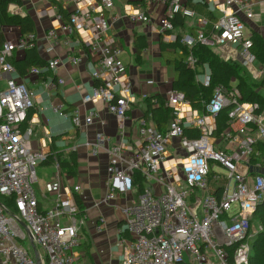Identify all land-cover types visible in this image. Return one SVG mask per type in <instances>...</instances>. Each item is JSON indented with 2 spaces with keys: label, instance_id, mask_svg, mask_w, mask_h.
<instances>
[{
  "label": "built area",
  "instance_id": "1",
  "mask_svg": "<svg viewBox=\"0 0 264 264\" xmlns=\"http://www.w3.org/2000/svg\"><path fill=\"white\" fill-rule=\"evenodd\" d=\"M44 1L47 7L35 9L37 20L51 23L42 41L34 33L21 35L17 26L1 29L0 264H77L79 259L75 249L86 221L85 213L79 215L76 205L81 188L63 185L57 152L49 146L50 131L33 119L35 115L28 117L41 104V95L51 98L65 84L64 79L49 75L64 64L54 54L58 44L71 66L81 63L77 47L95 60L90 72L95 84L82 95L81 102L103 104L117 121L116 142L95 132L82 144L92 156L102 151L107 155L101 202L121 200L117 246L122 249L120 259L111 264H248L251 241L260 230H254L251 221L264 200V175H250L251 167H264V152H255V145L264 142V108L242 102L234 79L229 89L214 87L203 112L193 108L182 92L169 89L164 96V105L171 112L166 129L158 131L155 115L149 112L136 121V138L128 140L125 121L137 102L121 59L122 47L109 31L117 18L123 17L145 25L151 35L166 43L175 42L181 34L180 42L189 49L195 44L211 47L222 61L247 67L264 91V66L252 52L251 33H246V22L254 18L253 1L198 0L207 5L213 21L199 15L185 0L125 1L120 14L114 12L115 0H37ZM52 2L70 10L66 22ZM6 12L8 16L25 15L14 5ZM178 17L195 27L194 35L186 27H174ZM40 42L46 65L30 67L19 76L12 61L38 48ZM147 53L148 47L142 56ZM185 64L197 71V85L209 87L207 65L199 66L191 52ZM26 79L37 84L39 91L30 88ZM145 83L152 86L154 81ZM140 97L145 101L148 95ZM49 109L69 120L76 130L91 126L97 117L94 109L68 112L61 102L50 104ZM224 110L226 125L218 131L217 117ZM221 142L226 143L225 149L219 148ZM168 147L183 155L172 156ZM76 149L71 146L65 151ZM211 162L225 168L228 177L222 180L214 173ZM37 166L52 169L41 187ZM38 188L43 198L53 197L52 209L39 208ZM5 201L12 202L10 209ZM96 229L101 231L102 226ZM28 240L33 257L25 247Z\"/></svg>",
  "mask_w": 264,
  "mask_h": 264
},
{
  "label": "crops",
  "instance_id": "2",
  "mask_svg": "<svg viewBox=\"0 0 264 264\" xmlns=\"http://www.w3.org/2000/svg\"><path fill=\"white\" fill-rule=\"evenodd\" d=\"M125 1L130 0H115L114 12L116 14L121 13V6ZM197 1L198 0H192L191 3L196 4ZM252 1L254 3V18L252 21H247L246 25L249 27L251 35L252 32H257L264 39V0ZM22 2V8H25L26 12L33 14L34 17L36 8L48 6L45 1L38 3L37 0H22ZM67 11L70 12V10ZM110 14L112 13H107V15ZM152 16L156 17V13L153 12ZM35 22L37 25L35 33L40 41H42L45 30L51 26L50 20H37V18H35ZM139 24L140 23H132L126 18L118 17L109 31L121 45L122 50H124V47L128 49V61L124 64L127 67V75L132 84V93L137 102L131 108L130 112L127 113V119L125 121L128 140L136 138V121L147 115H145V101L141 100L140 95L145 93L148 97L154 95L164 97L174 77L173 68L166 66L159 55L158 46L159 39L161 38L156 35H151L145 25ZM136 26H140V28L137 29ZM135 34L144 36L145 40L148 42L149 48V53L141 57L142 63L140 65L135 62L134 56ZM42 48L43 42H40L37 53L43 59H46L47 57L43 53ZM54 50V54L59 56L64 64L56 69L55 74L50 73L49 75L50 77L57 76L64 79L65 84L58 93L51 98L41 95V104L36 106V109L31 112V115H35L33 119L38 120L41 125L48 128L51 134L50 149L59 153L62 160L64 158L67 159L66 154H68V152L65 151L67 148L77 146V174L73 176L62 172V183L64 186H80V193L76 197L82 200L86 216L85 224L80 229L82 230V237L80 234L78 236L77 248L85 247L83 253L76 251L79 255L77 264H111L120 259L121 251L117 247V229L120 225L118 204L121 203V200L118 199L116 202L110 203L101 202L104 198L106 189L105 164L107 155L102 151L96 156H92L82 144L86 138L91 139L95 132H101L108 136L112 143L116 142L118 137L117 121L113 115L107 112L103 104L93 106L88 104L83 105L81 102L82 95L90 92L95 84L90 77V72L95 65V60L91 58L88 53L81 51L77 47L76 50L78 51L77 54L81 57V63L74 67L66 62L65 51L61 44L56 45ZM23 56L24 54H21L17 56L15 60H20ZM132 59L134 62H132ZM168 69H170V71ZM18 75L21 76L19 73ZM147 80H153L154 84L152 86H147L145 83ZM25 82L30 88L33 86V90L39 91L38 85L34 84L32 80L26 79ZM137 96L140 97L139 100ZM60 102L67 106L68 112H71L75 108L79 109L81 113L89 109H94L97 112L94 123L89 127H82L78 130L74 129L69 120L59 117L49 109L50 104H58ZM38 133L40 134V131H38ZM41 136L40 134V137ZM73 180L75 182H73ZM37 191L40 193L41 199L44 200L45 198L42 197L39 188ZM38 202L39 208L41 210H46L43 208L41 201ZM100 225L102 226V230L97 231L96 228ZM83 235L85 236V244L81 243Z\"/></svg>",
  "mask_w": 264,
  "mask_h": 264
},
{
  "label": "trees",
  "instance_id": "3",
  "mask_svg": "<svg viewBox=\"0 0 264 264\" xmlns=\"http://www.w3.org/2000/svg\"><path fill=\"white\" fill-rule=\"evenodd\" d=\"M186 4L199 15L206 17L213 21L214 15L209 11L207 5L201 3H191L192 0H185ZM130 3H136L137 0H130ZM55 4L58 13L63 16L66 22L69 18L70 12L64 10L58 3ZM14 5L22 8V0H0V44L3 42V35L1 28L4 26H17L20 29L21 35L36 34V22L33 14L24 12V16H8L7 7ZM174 27H184L187 31L194 35L195 27H190L185 23V20L176 18L174 21ZM181 34L177 35V39L173 43H164L159 39L158 51L166 66L172 67L174 71V77L170 82L168 89L182 92L185 98L189 101L193 108L203 112L204 104L209 101L212 97L214 87L222 85L229 89L232 87L231 80H235V87L241 94L242 102L257 103L261 108H264V95L260 93V89L257 85L251 83L249 78L241 74V68L238 64L232 62L222 61L215 50L211 47L200 46L195 44L192 48H188L186 45L180 42ZM251 40L253 43L252 52L256 57L258 63L264 66V39L257 32H252ZM148 47V42L144 36L134 35V56L135 62L140 65L142 63L141 57L142 52ZM198 60V65H207L211 72L210 85L207 88H203L197 85L194 81V77L197 71L189 69L186 64V58L190 54ZM17 72L24 76L30 67L42 68L46 65L45 59H43L38 53L37 48H32L25 51L24 56L20 60H13ZM154 102L156 104H154ZM146 112H153L155 115V127L158 131L166 129L167 123L170 119V110L164 105V97L160 95L149 96L145 100ZM30 111L28 117L31 115ZM226 111L219 113L217 117L218 131L224 129L227 120ZM53 151V150H52ZM255 152L262 154L264 152V142H258L255 145ZM67 159H61L59 153L57 158L59 161L61 172L75 176L77 174V154L76 152H69ZM51 159H49V164ZM44 165V164H43ZM139 180L136 181L138 184L139 193L141 187L139 186ZM11 201H5V205L8 209L11 208ZM76 205L79 211V215L84 214V207L82 200L76 197ZM252 225L260 227V230L254 236L250 244V254L248 264H264V200L261 205L256 207L252 221Z\"/></svg>",
  "mask_w": 264,
  "mask_h": 264
},
{
  "label": "rangeland",
  "instance_id": "4",
  "mask_svg": "<svg viewBox=\"0 0 264 264\" xmlns=\"http://www.w3.org/2000/svg\"><path fill=\"white\" fill-rule=\"evenodd\" d=\"M22 9H23L24 12H26L25 8H22ZM136 27H137V29L140 28V26H136ZM246 29H247L246 33L249 32V30H250L249 27H247ZM127 52H128V49H126V47H124L123 55H122V61L124 63H127V61H128V53ZM132 62H134L133 59H132ZM131 64H133V63H131ZM240 66H241V74L245 75L246 77H248L249 81L251 83H253V84H255V85H257L259 87L260 86V81H258L256 78H254V76L252 75V73L249 71V69L247 67L242 66V65H240ZM168 70L170 71V69H168ZM31 88L34 89L33 86ZM260 93L264 95V91L262 89L260 90ZM139 98L140 97L137 96L138 100H139ZM219 148L220 149H225L226 148V143L225 142H221L220 145H219ZM168 150H169V152L171 153L172 156H182L183 155V153L182 154L179 153V150H176V149L173 150V147H168ZM210 165L212 166L213 172L218 174V175H220L222 180H224V178L228 177V171L225 168H223L221 165H219L218 163H215V162L214 163L211 162ZM36 173H37V177H38V180H39L38 186L41 187L43 185L44 181L48 180L51 177V173H52L51 166H37L36 167ZM73 182H75V181L73 180ZM183 186L186 189H188V186L185 183H183ZM38 200L41 201V204H42L44 209L49 210V209H52L53 206H54L53 197H51V196H48L47 199L42 200L40 195H39V193H38ZM254 230H256V227H254ZM79 234L82 237V230H79ZM84 239H85V236L83 235V238L81 239V241H82L81 243L82 244H85L84 242H86ZM25 247L29 251L30 256L33 257V250L31 248L29 240L25 243ZM84 247L85 246H83L82 248H76L75 251L83 253ZM118 249L121 251L122 248L118 247ZM38 250L40 251V253L42 255L44 254V251H43V249L41 247L38 246Z\"/></svg>",
  "mask_w": 264,
  "mask_h": 264
},
{
  "label": "water",
  "instance_id": "5",
  "mask_svg": "<svg viewBox=\"0 0 264 264\" xmlns=\"http://www.w3.org/2000/svg\"><path fill=\"white\" fill-rule=\"evenodd\" d=\"M260 174L264 175V167H251L250 168V175ZM263 201H261L257 206L261 205Z\"/></svg>",
  "mask_w": 264,
  "mask_h": 264
}]
</instances>
